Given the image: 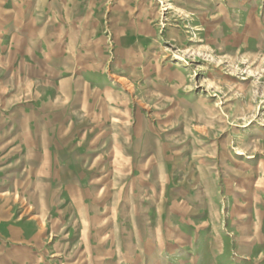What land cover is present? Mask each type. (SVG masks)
Segmentation results:
<instances>
[{"label":"rangeland","instance_id":"1","mask_svg":"<svg viewBox=\"0 0 264 264\" xmlns=\"http://www.w3.org/2000/svg\"><path fill=\"white\" fill-rule=\"evenodd\" d=\"M15 4L59 26L24 30L17 99L39 100L34 70L62 56L75 105L46 150L50 187L0 194L39 226L12 264H264V0ZM12 95L0 83V117Z\"/></svg>","mask_w":264,"mask_h":264},{"label":"crops","instance_id":"2","mask_svg":"<svg viewBox=\"0 0 264 264\" xmlns=\"http://www.w3.org/2000/svg\"><path fill=\"white\" fill-rule=\"evenodd\" d=\"M10 2L0 8V77L5 78L3 81L0 80V83L5 86L6 92L14 93L8 98L3 97L5 101L3 108L15 111L12 116L0 117V147L4 145L1 141V136L4 133L6 138L2 140H6L7 143L5 151L0 152V194H5L14 187L24 190H29L32 185L38 188L50 187L46 183L52 180H48L45 175V168L48 164L46 150L55 148L53 139H57L56 135L60 127L65 126L61 123L66 117L62 110L75 105L74 102H68L65 106L62 100L64 81L62 56L54 58L58 70H49L47 74V69L34 70L37 77L42 78L32 81V87H35L39 100L17 99L19 84H15V82L16 80L25 82L27 68L29 62L32 61L29 46L33 42L25 36L24 30L30 26L37 29H56L59 26L56 22L51 24L44 21L31 24L30 21L23 20L25 15L18 9L15 0ZM19 16L21 19L16 20L15 18H19ZM46 41L47 39L39 40L38 38L33 44L42 46L41 53L43 55L49 49ZM53 44L49 42V51L58 52L60 48L57 47V42L55 41ZM35 58L37 57L35 56ZM48 74L49 76L52 74L53 77L49 78L48 85H44L42 81H46ZM13 77L14 80L11 82L10 78ZM48 93L50 95L47 96ZM69 186L71 185H61L65 188ZM14 203L10 197L0 200V264H12L10 255L14 246H23L20 256L33 247V243L21 244L22 242H16L14 239L35 233L39 228L38 225L23 223L22 214L20 215L13 208ZM46 232L48 233L47 229L42 236L41 241L43 242H45L43 238L47 235ZM40 249L37 250L40 251Z\"/></svg>","mask_w":264,"mask_h":264}]
</instances>
